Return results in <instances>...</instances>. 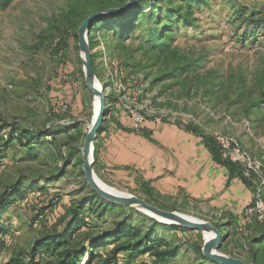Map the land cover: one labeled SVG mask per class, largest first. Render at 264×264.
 <instances>
[{
    "label": "rangeland",
    "instance_id": "obj_1",
    "mask_svg": "<svg viewBox=\"0 0 264 264\" xmlns=\"http://www.w3.org/2000/svg\"><path fill=\"white\" fill-rule=\"evenodd\" d=\"M112 1L12 0L0 8V124L13 123L15 128L36 134L54 132L41 138L30 152H22L12 143L0 153V192L21 176L32 177L36 190L43 188L41 197L27 196V205L17 210V220L11 225L12 242L0 252V264H6L9 258L3 261V257L8 253L13 256L29 250L30 242L47 230L48 222L71 200L92 192L82 172L80 149L93 116V96L85 86L77 29L87 15ZM159 4L177 6L182 2L159 0ZM191 9V19L171 28L162 50L146 43V20L138 22L125 38L119 35L116 23L90 30L95 76L106 93L103 122L115 108L125 112L121 104H128L146 118L189 123L212 138L215 132L236 135L243 147L263 162V176L253 177L249 182L255 183L249 186L251 197L258 195L264 200V102L258 104L263 106L258 114L255 110L247 114L250 102L264 96V0H201ZM248 16L256 22L248 25ZM60 124L77 127L81 136L68 147L74 150L66 173L50 180L68 149L61 144L63 139L54 141ZM7 132L8 128L3 131ZM93 170L109 188L145 199L135 188L112 183L95 164ZM161 204L160 208L223 225L220 232L225 239L219 252L253 264L247 239L255 227H247L250 220L243 211L233 225V219L223 220L218 213ZM113 211L102 217L103 228L127 214L128 224L144 230L151 218L134 208ZM39 212L42 218L34 226ZM154 230L177 243L179 252L172 264H219L203 259L202 250L198 251L205 238L201 231L175 233L169 225Z\"/></svg>",
    "mask_w": 264,
    "mask_h": 264
},
{
    "label": "trees",
    "instance_id": "obj_2",
    "mask_svg": "<svg viewBox=\"0 0 264 264\" xmlns=\"http://www.w3.org/2000/svg\"><path fill=\"white\" fill-rule=\"evenodd\" d=\"M12 0H0V8L7 7ZM128 0H113L104 4L105 7L99 9H107L112 7H123ZM182 4L177 6L160 5L159 0H138L132 6L126 8L124 11L115 15L103 17L96 20L90 27L95 31L102 30L108 23H116L118 25L119 35L125 38L129 33L135 30L138 26L137 23L141 20H146L147 25L144 28L147 36L146 43L151 47L162 50L165 45V39L171 28L178 23L184 25L191 19L192 5H198L201 0H180ZM186 10L183 11V6ZM248 25L256 22L248 16ZM90 39V33H89ZM93 67V60L91 58ZM94 70V67H93ZM95 72V71H94ZM250 102V112L258 114L261 111L259 103L264 102V96ZM258 107V109H257ZM249 108V107H248ZM246 114V115H247ZM247 117L249 118V116ZM8 128L7 133H3ZM54 141L63 139L62 145L67 148L72 146L79 140L80 131L77 127L64 126L60 124L56 126ZM133 130V129H132ZM55 131V130H53ZM142 129L139 131L141 132ZM54 132L43 131L40 134L30 133L28 130L21 127H13V123L0 124V153L4 148L10 144H16L21 147L22 152L29 151L30 149L39 145L47 135ZM60 137V138H58ZM85 137V136H84ZM73 141V142H72ZM205 141L213 156V159L227 168L229 177L236 175L249 186V182L241 174V170L235 164L223 160L220 156L219 150L215 144L214 139L210 135L205 136ZM74 150V148H72ZM71 148L67 149V153L63 154L66 158L59 166L58 172L50 178H61L66 172V166L71 164ZM28 152V153H29ZM97 143H94L93 159L96 162ZM94 166V165H93ZM32 178V177H31ZM30 177H19L15 182L5 186L0 192V252L4 248V241L1 236H6L10 233V228L5 212L15 206L17 203L22 202L33 191H39L42 195L41 188L36 190V184ZM40 189V190H39ZM140 192L149 203L158 204L155 194L148 187L146 182H142ZM30 195V194H29ZM94 195L95 197H93ZM98 195L90 192L83 195L81 199L71 200L70 205L66 208L65 212L60 215L51 228L38 235L30 244L29 250L24 254H16V256L8 261V264H39L35 256L39 253H45L54 257L53 264H172L178 256L179 248L177 243L170 242L162 235L157 234L154 228L158 225H169L158 222L150 218L149 225L141 230L140 227L127 223L129 217L127 214L121 218H114L108 228H103L102 217L106 214L114 212L113 210L119 209H132L122 204H116L105 201L101 198H96ZM101 201V202H100ZM162 207V205H161ZM41 212L37 213L38 220L41 217ZM42 218V217H41ZM248 219V218H246ZM35 220V221H36ZM247 221L248 225L251 224L255 227V232L247 239V250L250 261L253 264H264V222H257L252 219ZM39 221V220H38ZM218 230H222L223 225L215 223ZM169 228L176 233L178 230H186V228L169 225ZM203 244V243H202ZM201 246H197L198 251L201 252ZM203 259H206L202 256Z\"/></svg>",
    "mask_w": 264,
    "mask_h": 264
},
{
    "label": "crops",
    "instance_id": "obj_3",
    "mask_svg": "<svg viewBox=\"0 0 264 264\" xmlns=\"http://www.w3.org/2000/svg\"><path fill=\"white\" fill-rule=\"evenodd\" d=\"M242 134L245 136V133ZM206 135L200 127L192 124L155 116L147 117L142 131L136 132L132 130L129 116L115 108L111 118L108 116L102 122L96 136L95 165L117 186L123 184L140 192L141 183L146 182L162 206L170 202L190 211L218 213L223 220L233 219V225H236L238 213L250 201L251 190L238 173L229 177L227 168L213 159L205 141ZM28 197L4 214L10 233L1 236L3 251L12 242L11 225L17 220V210L24 209ZM69 205L48 222L47 230ZM26 251L23 250L22 254ZM15 256L8 253L3 261L9 258L8 264ZM35 259L39 264L54 262V257L42 252Z\"/></svg>",
    "mask_w": 264,
    "mask_h": 264
},
{
    "label": "water",
    "instance_id": "obj_4",
    "mask_svg": "<svg viewBox=\"0 0 264 264\" xmlns=\"http://www.w3.org/2000/svg\"><path fill=\"white\" fill-rule=\"evenodd\" d=\"M138 0H128L123 7H112L102 10H96L87 15L80 23L77 29L78 49L82 62V70L85 80L86 89L92 96L98 97V109L95 115L92 116L89 127L83 139V144L80 149V157L82 161V172L84 179L90 190L106 201L122 204L134 209H137L151 218L169 225H174L189 230H199L203 234L210 233L209 238H204L202 244V255L208 260L219 264H246L244 260L234 258L219 252L221 244L225 239V235H221L218 228L209 221L201 219H189L184 214L173 210L159 208L147 202L145 199L137 197L129 193H118L106 188H103L99 179L96 177L93 165V149L96 136L104 119L106 112L105 97L106 93L99 85L95 72L91 63V52L89 49V30L91 25L98 19L115 15L132 6Z\"/></svg>",
    "mask_w": 264,
    "mask_h": 264
},
{
    "label": "built area",
    "instance_id": "obj_5",
    "mask_svg": "<svg viewBox=\"0 0 264 264\" xmlns=\"http://www.w3.org/2000/svg\"><path fill=\"white\" fill-rule=\"evenodd\" d=\"M121 106L130 118L132 129L139 132L147 119L146 116L131 105L121 104ZM212 136L221 158L238 166L244 178L252 180L253 177L259 178L263 176V162L261 158L247 151L236 135L226 132H215ZM252 182L255 183L254 180ZM31 196L33 198H39L41 197V193L39 191H33L31 192ZM242 214L248 219L264 222V200L258 195H253ZM38 222V220L34 221L33 225H38Z\"/></svg>",
    "mask_w": 264,
    "mask_h": 264
},
{
    "label": "bare ground",
    "instance_id": "obj_6",
    "mask_svg": "<svg viewBox=\"0 0 264 264\" xmlns=\"http://www.w3.org/2000/svg\"><path fill=\"white\" fill-rule=\"evenodd\" d=\"M97 109H98V97L97 96H93V106H92L93 115L96 114ZM99 183H100V185L103 188H106V189L111 190V191H114V192L121 193L120 191L113 190V189L109 188L108 186H106L105 184H103L101 181H99ZM185 217H188L189 219H195V218H192V217H189V216H186V215H185ZM210 235H211L210 233H205V238H209Z\"/></svg>",
    "mask_w": 264,
    "mask_h": 264
}]
</instances>
